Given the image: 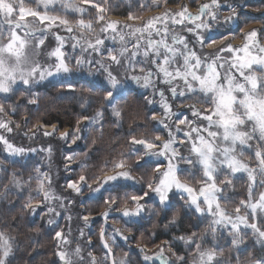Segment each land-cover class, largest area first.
Returning a JSON list of instances; mask_svg holds the SVG:
<instances>
[{
	"label": "snow or ice",
	"instance_id": "snow-or-ice-1",
	"mask_svg": "<svg viewBox=\"0 0 264 264\" xmlns=\"http://www.w3.org/2000/svg\"><path fill=\"white\" fill-rule=\"evenodd\" d=\"M153 3L159 6L158 0ZM145 7L137 5L138 11ZM225 7L229 15L221 21L219 13ZM111 8V0H35V6L32 0H0V264H14L21 253L29 258L24 264H31L39 254L38 240L24 246L18 238L20 228L30 224L34 225L31 231L39 235L47 230L55 242V260L47 264H131L128 252L117 256L114 251L119 240L131 238L125 233L139 222L168 212L165 228H171L184 209L197 220L207 221V227L173 237L184 244V255L169 247L170 256H166L165 245L173 243L168 240L153 255L146 252L147 243L138 245L143 264H264V46L257 30L246 33L240 47L228 43V35L234 33L219 30L236 23L237 12L227 0L199 4L196 15L186 5L173 14L166 10L135 27L109 21ZM68 13L73 14L71 18ZM126 20L141 17L129 10ZM117 37L120 47L110 46L108 42H116ZM210 44L218 47L206 52ZM76 72L102 77L99 84L82 89L98 98L99 108L94 115L86 114L91 102L83 98L84 112L76 127L60 132L59 139L66 144L69 137L71 144L87 143L86 131L102 137L109 111L115 125L122 126L130 85L141 89L146 104H158L159 110L153 108L150 116L145 112L142 117L153 124L152 134L130 133L127 148L98 169L111 174L88 175V165L82 161L81 174L65 178L58 195L51 173L52 145L17 146L3 133H13L14 125L16 131L27 129L24 136L34 142L41 136L54 137L59 131L56 124L39 121L28 128L27 118L20 123L7 117L19 114L22 98L28 105H38L40 97L33 88L39 82ZM64 86L76 90L71 83ZM13 96L17 102L9 103ZM186 100L193 101L187 105L191 116L183 114ZM197 104L206 107L197 108ZM156 125L167 135L160 134ZM96 142L93 138L85 158ZM40 153L47 154L48 171L35 161L29 166L31 156ZM76 157V153L64 156L65 172L75 171L71 165ZM245 178L247 194L237 202L236 182ZM177 196L183 203L174 207ZM75 197L81 198L82 207H87L86 200L101 201L105 207L99 255L90 236L84 240L82 229L79 238L73 235L72 216L66 213L76 203ZM37 215L41 220L47 217L44 228L32 219ZM110 218L123 227L109 232ZM78 219L88 224L90 216ZM233 251L235 257H231Z\"/></svg>",
	"mask_w": 264,
	"mask_h": 264
},
{
	"label": "trees",
	"instance_id": "trees-1",
	"mask_svg": "<svg viewBox=\"0 0 264 264\" xmlns=\"http://www.w3.org/2000/svg\"><path fill=\"white\" fill-rule=\"evenodd\" d=\"M205 2H208V0H195L194 3L190 2V0H169L167 3H165L164 0H158L159 6H157L151 0H144L143 4L147 5V7L138 11L137 5L141 3L140 0H121L111 2L112 8L108 14L126 17L129 10H131L133 14L139 15L141 17L153 10H162L161 13L152 14L153 16H161L166 10H169L167 8L168 5H179V11H181L182 6L184 5H186L188 8H194L198 10L199 4ZM221 2L224 3V0H221ZM227 2L233 4V6L236 8L237 22L228 25L227 28H222V32H224L226 35H228V29H231L235 35L242 28L256 22L262 23L264 26V0H227ZM223 13L229 15V10L227 7L220 11L219 16H221ZM150 18L145 19V21L149 20ZM131 25L135 27L139 26L140 24ZM175 27L177 30L180 28L179 25ZM257 29L259 36L264 37V31H262L264 30V27ZM130 45L131 44L128 46ZM101 80L102 79L99 78L82 76L64 78L58 81H48L37 84L34 86L33 91L37 92L40 97L38 105H28L27 99L22 98L19 101V114L7 118L20 123H23V120L27 118L29 120L28 128H31L39 121H43L49 125L56 123L61 129H74L76 127L78 116L84 112V109L81 108V103L83 102L84 97H87L91 102V107L87 108L86 114L94 115L97 108H99L98 98L90 96L87 92H82V89L97 85ZM68 83L75 85L76 90L72 91L64 86ZM129 87L132 89V93L128 96V106L125 110L122 126L117 127L115 125V118L111 117L109 111L107 122L105 123L103 129V136L99 137L97 133H90L86 131L84 135L88 138L87 143L85 140H80L77 142L76 146L71 149L79 154V159L76 160L77 162L83 161L87 163L88 168L85 169V172L88 175H92L93 173L103 175L104 173H98V169L104 164L105 160L110 161L113 158H118V153L127 148V141L129 139L130 133L140 136L141 134L148 135L152 134L153 132V124L151 122L146 123L142 117L144 116L145 112H147V114L150 116L153 108L156 110H159V108L157 106L147 105L144 101L143 95L141 94L142 91L134 86ZM17 96H19V93H17ZM17 96H13L11 101L8 102H17ZM137 104L141 106L139 109L137 108ZM133 121H135V123H133ZM13 127L15 128L14 125ZM155 127L159 130V133L164 136L163 128L159 127L158 125ZM25 130L27 129L22 131ZM2 131L3 130H0V132ZM22 131L20 135L23 142L19 143L15 142V139L12 138L11 134H3H5L17 146L39 148L34 143L40 142L41 146L44 147H47L48 144H50L49 141H47L50 140V138L44 140L43 137H40L38 140H36V142L33 143V140L29 139L28 137H24ZM93 138H96L97 142L96 144L92 145V150L90 151L87 158H85L83 153L89 152V145H91ZM0 149H2V145H0ZM43 154L45 153H40V155ZM0 158H3L2 152H0ZM38 159V155L33 154L31 156V160L28 161L29 166H31L32 161L39 163ZM72 168L75 171L70 172L69 174L66 172L65 178L71 177L75 179L79 174H81V166H72ZM11 171L12 168H9V172ZM134 175H137V177L139 176L138 172L134 173ZM24 178L27 179V173L24 174ZM139 188L140 185H137L136 189L138 190ZM129 191L131 192L133 189L130 188ZM236 193L237 195L234 198L237 202L240 198L246 196L247 191L244 180H241V182H236ZM25 195H27V193H25ZM11 198L14 199L15 197L13 196ZM84 203L87 207H89V209H91V211L88 210V212L91 214H97L105 208L101 201L86 200ZM182 203L183 201L177 196L173 201V206L178 207ZM170 216L171 212H168L167 214L160 217H153L151 220L146 219L137 223L132 228L130 233H125L131 238L128 241H121V243H119V247L115 248V253L121 255L123 252H130L132 255H135L130 256L131 264H142V259H139L137 255L138 253L140 256H142V254L139 252L138 245L143 246L145 243H147V246L152 248L156 245L159 246L161 242L168 240L173 242L172 245H169V247L172 248V251H175L180 255H184V244L174 240L173 237L183 234H190L193 231L202 232L207 227V221L197 220L187 209H184L178 223L171 228H165V224L167 223ZM32 219L36 225H40L42 228H44L46 225L47 217L41 220V217L37 215ZM96 221L98 220H94L93 222ZM120 225L123 227L122 224ZM2 226V222H0V227ZM32 227H34V225L30 224L26 228H20V235L18 237L24 246H27L30 240H38L39 242L37 246L39 254L32 258L31 264H47L48 261H54L55 257L52 254L55 251V242L51 239L50 234L47 232V230H44L39 235H37V233L30 230ZM12 234L17 235L16 232H12ZM208 240L211 241L210 236L208 237ZM221 244L224 245V242L221 241ZM165 248H167V245H165ZM249 250H252L251 244L249 245ZM256 251L257 254H259V246L256 247ZM165 252L167 253V256H170L168 251L165 250ZM236 255L237 253L235 251L231 253V257H235ZM21 256H23V260L20 258ZM228 258L229 253L227 246H225V261H227ZM28 259L29 258L26 255L21 253L18 255L14 264H24V261H27Z\"/></svg>",
	"mask_w": 264,
	"mask_h": 264
},
{
	"label": "rangeland",
	"instance_id": "rangeland-1",
	"mask_svg": "<svg viewBox=\"0 0 264 264\" xmlns=\"http://www.w3.org/2000/svg\"><path fill=\"white\" fill-rule=\"evenodd\" d=\"M114 1H121V0H111V2H114ZM151 1H153V0H151ZM140 2L144 3V0H140ZM32 6H35V0H32ZM56 8H57L58 12H60V13L64 12V10L61 9L59 5H57ZM167 8L169 9L168 11H169L170 14L179 12V10H178L179 9V5H174V6L168 5ZM188 10L193 15L197 14V9L188 8ZM41 11H43L42 7H41ZM161 11L162 10H153V11H151L149 13H146L143 16H141V20L128 21V20H126L127 16L125 17V16H119V15H113V14H107V19L109 21L111 20V21L118 22L120 26H122V25H124L126 23L127 24H137V25H139V24H141L142 21H145V19L152 17L153 16L152 14L161 13ZM68 14H69L70 18L73 15L72 13H68ZM225 16H228V15L223 13L220 16L221 21H223V18ZM29 19H31V18H29ZM260 27H264L262 23H258V22L252 23V24L242 28L241 30H239L238 33H236L235 35H228L227 42L231 43L234 47H240V46H242V44L244 42L243 41L244 35L246 33L250 32V31H252V30H257V32H258L257 28H260ZM223 29H220L219 31L222 32ZM122 30L124 32H128L129 31V29H127V28H123ZM54 31H59V30L55 29ZM61 34H64V33H61ZM257 38H258L261 46H264V37L263 36L262 37L259 36V32H258V37ZM50 39H52V38L50 37ZM53 42H54V40H53ZM133 42H134V40H133ZM108 43H109L110 46L117 47V48L120 47L119 38L117 39L116 42L109 41ZM219 43L220 42L218 41V44ZM218 44L217 45H211L210 44L204 50L206 52L213 51V50H215L218 47ZM129 47H131V45ZM68 50L71 51L70 45H69ZM40 59L43 61V60H45V57L42 56ZM120 72H121V74H123V69H120ZM82 76L91 77V76H88L86 74H82V73L76 72V73H74L72 75H68L66 77H57L55 79L49 78L47 80L39 82L38 84L44 83V82H48V81H58V80H61V79H64V78L82 77ZM95 78L102 79V77H100L99 75H97ZM130 86H134V85H130ZM139 90H141V89H139ZM148 94L149 95L151 94V90H149ZM156 99L158 101L159 97L157 96ZM192 102L193 101H191V100L184 101V107H185V112L183 113L184 115L191 116V111L187 109V105L192 103ZM177 104L179 105V101H177ZM155 106H157L159 108L158 104L155 105ZM196 107L202 109L203 107H206V105L197 104ZM174 111H175V109H174ZM53 124H56V123H53ZM159 127H161V126H159ZM47 130L50 131L51 128L49 127ZM66 130L67 131H72L73 129H70V128L61 129V128H59V131L56 132L54 137H43L44 140L47 139V138H50V140H47V141H49V143L53 147L52 160H51V173H52V175L54 177V180H55L54 189H55V191H56V193L58 195L61 194L60 186L65 183V179L64 178L66 176L65 175L66 172L64 171V156L72 154V153H76L77 154L76 160L79 159V157H78L79 154L76 151L74 152L73 150H71L74 146H76V144H71V142H70L71 141V137H69V143H67V144L64 141L59 139L60 132H63V131H66ZM163 130H164V132H163L164 136H166L167 135V131L165 129H163ZM25 131H27V130H25ZM22 132H24V131H22ZM20 133H21V131H16L15 128H14L13 133H10L12 135V138L15 139L16 143L23 142ZM5 134H9V133H5ZM24 137H27V136H24ZM32 142L34 143V141H32ZM34 144L37 145L38 147H41L40 142L39 143H34ZM184 151H185V154H187V149H184ZM38 158H39L38 161H39V164H40L42 170L48 171L49 170V161H48V158H47V154L45 153V154L40 155V156L38 155ZM76 160H74L72 162L71 167L72 166H76L77 167V166L81 165V162H79V161L77 162ZM69 173L70 172H68V174ZM104 174H111V173H104ZM237 182H241V181H237ZM244 182L246 184V178L244 179ZM246 191H247V189H246ZM86 194H87V189L85 190V195ZM63 195L67 196L68 192H63ZM80 199H81L80 197H75L76 203L74 204V206H72V207H70L68 209V212L66 213V215L70 214L72 216L71 227H72V230H73V235L75 237L79 238V231L82 229L85 232L84 240L86 241L89 238V236H90L91 240L93 241L94 247L97 249L96 254L99 255L100 253H99L98 249H99V247L102 246L100 244L99 232H100L101 225L104 224V220H103V217H102L101 214L103 213L105 208L101 212H99L97 214H91V213L88 212L89 207H82L81 206ZM58 210L62 211V209H59V208H58ZM79 215H89L90 216V221L88 222V224H85V222L83 220L78 219ZM94 220H98V221L93 222ZM60 223L62 225L66 224V221L65 220H61ZM107 223L109 225V228H108L109 232H111L113 228H122V226L119 223H115L114 222V218H110ZM65 230H67V229H65ZM121 241H123V240H119L118 243H121ZM163 242H161L160 245H162ZM157 246L158 245H156V246H154L152 248L147 246L146 247V252L149 255L155 254L159 250V248ZM72 247L74 248L75 244H73ZM115 248H114V251H115ZM168 248H169V245H167V248H165V250L168 251ZM128 253H129L130 256H135V255H132V253H130V252H128ZM119 255L120 254H117V256H119ZM137 255H138L139 259L140 258L142 259V256H140V254L137 253ZM165 255L167 256L166 252H165ZM142 264H143V262H142ZM155 264H159V261H156Z\"/></svg>",
	"mask_w": 264,
	"mask_h": 264
}]
</instances>
